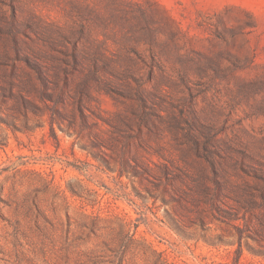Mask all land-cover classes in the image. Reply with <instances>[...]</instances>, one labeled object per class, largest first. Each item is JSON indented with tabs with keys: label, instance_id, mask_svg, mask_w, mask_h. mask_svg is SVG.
<instances>
[{
	"label": "rangeland",
	"instance_id": "374dc122",
	"mask_svg": "<svg viewBox=\"0 0 264 264\" xmlns=\"http://www.w3.org/2000/svg\"><path fill=\"white\" fill-rule=\"evenodd\" d=\"M0 264H264V0H0Z\"/></svg>",
	"mask_w": 264,
	"mask_h": 264
}]
</instances>
